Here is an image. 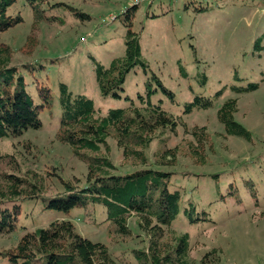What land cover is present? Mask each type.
Here are the masks:
<instances>
[{"label":"rangeland","instance_id":"1","mask_svg":"<svg viewBox=\"0 0 264 264\" xmlns=\"http://www.w3.org/2000/svg\"><path fill=\"white\" fill-rule=\"evenodd\" d=\"M45 1L68 4L88 18L76 16L63 6L52 7L44 15L64 22H41L34 29L32 9L24 0H17L9 9L10 14H19L22 22L0 32V43L14 49L11 65L32 66L30 72H23L27 90L37 99V88H49L52 106L41 111V128L30 129L15 139L1 138L0 154L13 153L21 173L43 176L49 170L62 179L78 178L84 183L85 163L55 139L61 114L59 83L66 84L74 94L92 99L95 108L105 114L111 108L126 107L127 99L136 100L137 94L143 95L149 81L156 88L150 97L153 104L180 116L187 130L205 127L211 142L204 159L184 153L172 166L156 164L154 155L162 144L182 148L192 139L178 125L176 134L165 132L146 150L149 166L176 173L174 183L183 193V201L172 225L177 232L190 235L189 260L201 264L202 255L216 247L220 249V264H264V0ZM132 3L139 5L132 29L139 33L146 67L137 66L126 74L120 98L103 97L95 80L94 61L108 67L113 58L124 55L125 28L118 15ZM201 7L208 10L201 12ZM27 36L30 44L25 46ZM179 64L185 68L186 77L181 76ZM202 74L206 76L204 84ZM153 75L172 98L156 86ZM251 85L256 87L251 89ZM196 95L211 99L212 106L185 113V104ZM228 99H236L234 119L251 133L252 142L226 135L217 121V109ZM107 145L108 150L102 149V153L114 164V173L126 174L142 167L125 160L114 139L108 138ZM213 174L218 176V188L210 177ZM51 176L49 181L54 188L61 189L58 178ZM229 183L237 188L236 198H221ZM188 202L194 204L197 213L207 212L204 221L190 224L185 220L183 208ZM40 207L39 201L23 203V210L30 216L26 219L22 215L13 232L0 236V250L18 243L24 233L22 224L33 230L46 227L55 218L69 220L83 238L104 244L116 260L135 263L132 249L146 244L134 217L128 221L131 237H112L101 205L75 208L67 214H40ZM0 264H6L1 255Z\"/></svg>","mask_w":264,"mask_h":264},{"label":"trees","instance_id":"2","mask_svg":"<svg viewBox=\"0 0 264 264\" xmlns=\"http://www.w3.org/2000/svg\"><path fill=\"white\" fill-rule=\"evenodd\" d=\"M16 1L0 0V32L22 22L19 14L9 13ZM24 1L32 9L34 29L41 22H64L55 16L44 15L52 7L63 6L76 16L88 18L86 14L62 2L49 4L45 0ZM138 7V4L132 3L118 15L125 28L124 55L113 58L108 67L94 61L95 80L103 97L120 98L126 74L137 66L146 67L141 57L139 33L132 29V20ZM198 10L204 12L208 8L201 7ZM261 38L256 40V44ZM29 44L27 36L24 45ZM13 51L8 44L0 43V139H15L30 129L41 128L39 115L52 106L49 88H37V99L27 90L23 72H30L33 68L27 63L11 65ZM179 71L181 76H187L185 68L180 64ZM152 79L163 93L172 98L171 92L162 86L156 76L153 75ZM205 82L206 76L202 74V84ZM255 87L251 85L249 88ZM58 90L61 114L55 139L67 145L72 155L85 163L87 174L84 183L78 178L62 179L49 170H45L43 176L36 172L21 173L14 154L1 153L0 236L13 232L22 215L26 219L30 216V212L23 210L24 202L39 201L40 214L51 211L67 214L75 208L101 205L105 208L106 219L110 224L108 232L112 237H131L128 221L134 217V224L145 236L146 244L140 249H132L135 263L116 260L104 244L83 238L69 220L55 218L46 227L33 230H27V225L21 223L24 233L18 243L0 250L6 264H192L189 260V233H179L172 225L183 201V193L174 183L176 173L149 166L146 150L154 139L165 132L176 134L178 125H182L184 132L192 139L182 148H170L162 144L154 155L155 163L172 166L178 156L184 153L199 160L204 159L206 149L211 146L205 127L194 126L187 130L180 116H174L160 105L153 104L150 97L156 88L149 81L145 84L143 95L137 94L136 100L127 99L129 104L126 107L111 108L105 114L95 108L92 99L74 94L66 84L60 82ZM212 104L211 99L196 95L185 104V113L195 108L206 110ZM236 111V99L226 100L217 109V121L223 126L226 135L252 142L251 133L234 119ZM108 138L114 139L117 147L121 148L125 160L142 167L126 174L114 173V164L109 156L102 153V149L108 150ZM51 175L58 178L61 189L54 188V183L49 181ZM210 177L218 188V176L213 174ZM217 192L220 193L219 190ZM236 192L237 188L229 183L221 198H234ZM197 212L194 204L188 202L184 205L183 214L190 224L205 220L207 212ZM200 262L220 264V249L212 247L202 255Z\"/></svg>","mask_w":264,"mask_h":264}]
</instances>
